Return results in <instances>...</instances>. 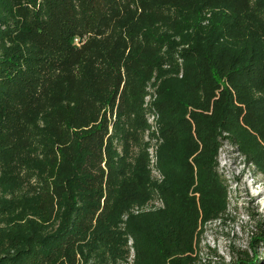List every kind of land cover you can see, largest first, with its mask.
<instances>
[{"label":"trees","instance_id":"1","mask_svg":"<svg viewBox=\"0 0 264 264\" xmlns=\"http://www.w3.org/2000/svg\"><path fill=\"white\" fill-rule=\"evenodd\" d=\"M224 140L264 173V0H0V264H192Z\"/></svg>","mask_w":264,"mask_h":264},{"label":"rangeland","instance_id":"2","mask_svg":"<svg viewBox=\"0 0 264 264\" xmlns=\"http://www.w3.org/2000/svg\"><path fill=\"white\" fill-rule=\"evenodd\" d=\"M149 125L151 130H155L154 119ZM149 145L147 151L153 157L150 180L159 183L162 175L154 168L156 145L153 141ZM216 171L226 186V205L221 213L201 226L192 264H239L240 259L251 256L250 244L264 229V173L227 140L222 141L218 149ZM162 208L160 201H147L133 208L130 214L150 213ZM255 251L256 264H264V242H259Z\"/></svg>","mask_w":264,"mask_h":264},{"label":"built area","instance_id":"3","mask_svg":"<svg viewBox=\"0 0 264 264\" xmlns=\"http://www.w3.org/2000/svg\"><path fill=\"white\" fill-rule=\"evenodd\" d=\"M151 120H153V118H149L148 119V124H150V121ZM149 153V156H150V164L152 163V155H151V153L150 152H148ZM135 208V207H134ZM133 210V209H132ZM131 210V211H132ZM125 217H123V219H124ZM127 247H128V249H129V258H128V264L131 262V259H132V249H131V242L130 241H128L127 242Z\"/></svg>","mask_w":264,"mask_h":264}]
</instances>
